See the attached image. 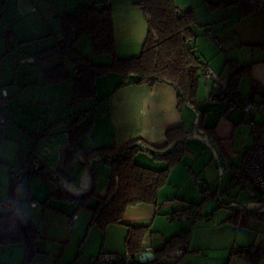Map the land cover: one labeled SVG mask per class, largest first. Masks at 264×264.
Returning <instances> with one entry per match:
<instances>
[{"label":"crops","instance_id":"1","mask_svg":"<svg viewBox=\"0 0 264 264\" xmlns=\"http://www.w3.org/2000/svg\"><path fill=\"white\" fill-rule=\"evenodd\" d=\"M140 1L0 0V88H4L9 96L0 111V162H16L12 143L18 136L29 137L47 129L33 151L34 168L45 165L53 171L60 170L72 179V188L82 190L89 187L90 174L70 145L66 126L73 117L78 118L81 131L87 129L79 139V148L84 153L120 146L139 138L141 147L149 148V151H138L134 160L152 169L166 166L164 159L153 156V153L167 151L166 132L177 127L191 130L180 162L170 169L166 183L158 190L157 203L128 206L121 223L110 224L113 226L105 229L106 241L119 237L125 244L128 226H148L149 233L143 239L142 251H151L156 256L155 251L163 246L165 240L187 230L188 240L181 245L184 253L178 255L176 249L155 264H251L230 257L229 252L233 247H247L264 239V221L245 220L244 211L238 213L235 222L229 218L235 210L243 207L264 210V189L255 192L253 203H244L238 201V197L230 196L233 189H228L224 180H229L230 187L238 185L246 192L250 189L236 184L233 174L243 151L254 143V134L241 110L236 109L223 116V103L212 99L211 93L219 84L227 85L233 69H228L225 63L234 60V69L250 65L249 75L240 80L238 94L246 98L254 90V100L264 104V0H250L260 6L246 16L240 15L236 5H217L219 0H173L176 9L193 12L197 24L193 28L195 35L191 46L200 60L215 73V77L207 82L200 78L205 85L210 82L204 90L212 102L210 113L197 128L191 127L194 116L185 111V106L194 101L180 106L177 93L170 85L123 82L121 75L109 73L96 79L94 98L78 99L71 79L52 84L45 82V70L58 64L72 74L75 65L71 69L66 68L69 59L54 56L41 62L34 60L39 51L61 43L63 32L59 18L80 5L89 4L110 7L116 54L120 57L138 55L150 19L143 12ZM207 29L215 34L218 42L206 34ZM14 49L19 53L15 54ZM75 49L95 64L112 61L108 54H94L92 47L89 49L86 45V39L80 41L79 38ZM14 60L18 66L14 65ZM243 81L248 87L246 96L240 92ZM68 111L74 116L67 115ZM254 119L258 123L264 122V106L259 108ZM193 134L197 135L196 140H192ZM91 161L97 194L102 197L108 187L111 170L98 156ZM18 169L23 167L18 166ZM25 172L26 169L22 170L19 176L22 178ZM193 175L200 178L205 190L197 185ZM213 180H218L219 186L212 191ZM223 182L224 190L220 189ZM20 186L22 188L15 191L14 197L23 203V207L34 209L38 207V201L45 210L66 208L65 205L76 209L79 205L78 202L51 197L58 184L41 174L25 175ZM224 194L229 196L226 200ZM45 200L47 206L42 203ZM90 203H95V199ZM8 204L12 210L13 200H8ZM194 208L200 211L195 220L170 218V214L188 213ZM72 214L76 213L73 211ZM25 218L31 220L39 232L36 223L41 224L42 221ZM76 219H79L78 215ZM55 220V217H50L49 222ZM109 249L115 250V247L110 246ZM258 264H264V259Z\"/></svg>","mask_w":264,"mask_h":264},{"label":"trees","instance_id":"2","mask_svg":"<svg viewBox=\"0 0 264 264\" xmlns=\"http://www.w3.org/2000/svg\"><path fill=\"white\" fill-rule=\"evenodd\" d=\"M139 4L143 12L150 16L148 31L140 53L130 57H120L115 52L112 15L109 6L80 5L75 11L65 13L60 17L63 32L61 43L39 51L34 60L41 62L50 57L65 56L72 60L75 65L74 70L77 69V71L75 73L73 70L70 74L62 64L55 65L45 70V82L52 84L71 79L75 97L87 99L96 96L95 81L98 77L116 73L121 75L123 82L133 81L150 86L156 83L170 85L177 93L180 106L192 103L197 94L201 71L207 67L191 46V39L195 35L193 28L197 24L193 12L191 10L178 12L173 0H141ZM217 5H236L239 7L241 16L252 13L260 6L250 0H219ZM84 35L91 37L92 52L96 55H110L111 63L95 64L75 49L77 40ZM225 66L230 70L233 69L228 78L226 93L239 95L240 80L249 75L250 65L245 64L234 69L235 61L227 60ZM216 91L211 93V98L220 101L216 97ZM254 93L253 90L248 98L254 99ZM67 115L73 117L74 113L68 111ZM66 129L71 147L90 174L89 187L75 190L71 186L72 179L60 170L53 171L45 165L34 168L33 151L39 138L46 133L47 129L41 133L31 134L33 139L31 153L26 162L27 165L22 166L26 172L21 179L32 173L41 174L57 183L58 189L51 194V197L78 202V207L88 208L92 213L91 223L102 229L110 224L121 223L123 213L128 206L138 203H157L158 190L166 183L170 169L180 162L186 149V137L191 131H186L182 127L169 129L166 132L165 148H168L167 151L162 154L153 153L155 158L164 159L166 166L162 169H152L141 166L134 160V155L138 151H149V148L141 147L139 138L128 140L120 146L99 148L84 153L79 148V139L87 129L80 130L77 117L71 119ZM95 156L105 161L111 170L109 184L102 197L97 194L95 186L93 162L91 161ZM13 180H15L14 177L11 178V185L14 184ZM12 188L17 189L18 186ZM14 193L15 191H12L9 196L13 200L14 208L0 213V245L24 244L26 261L33 252V247L36 240L40 238V234L33 222L25 218L22 212L23 203L14 197ZM91 199H95V203L91 204ZM42 203L47 206V200ZM241 211L245 213V220L254 218L264 221V210L245 207L235 210L229 219L235 222ZM20 213L23 215L22 219L19 217ZM148 233V226H128L125 248L126 254L132 256L129 264L158 263L163 257L181 248L189 237L187 230L171 236L165 240L161 248L155 251V259L141 263L135 260V257L142 251L143 239ZM229 256L251 264H258L264 259V239L247 247H233Z\"/></svg>","mask_w":264,"mask_h":264},{"label":"rangeland","instance_id":"3","mask_svg":"<svg viewBox=\"0 0 264 264\" xmlns=\"http://www.w3.org/2000/svg\"><path fill=\"white\" fill-rule=\"evenodd\" d=\"M84 38L86 39V45L90 49L89 36H81L80 41L85 40ZM14 53H19V50L14 49ZM66 59L69 58L66 57ZM69 64L72 65L69 67ZM69 64H67L66 68L71 69L74 63L70 60ZM14 65H19L17 60H14ZM227 70L228 69H226V71ZM246 84L247 83L243 81L241 85L240 92L243 96L247 95L248 87ZM209 86L210 82L205 85V83L201 81L193 104L185 106V111L187 110L186 113L190 112L191 115L194 116V122L191 124V127L197 128V126L203 124L206 114L211 111L210 102H212V99H209L208 93L204 90L205 87L207 89ZM262 106H264V104L260 105V107ZM23 127H25V124ZM196 136L197 135L193 134L192 140H196ZM31 143L32 138L30 135L29 137H25V135L18 136L17 140L12 143L15 150L16 162H11L10 160L0 162V213L10 211L9 209H11V206L9 205L10 203L8 204V200L10 202L11 200L8 198V195L12 191L20 190L23 186V183L21 184L22 186H20V183L23 182L24 178L21 179L19 173L24 169H18V166H24L26 164ZM22 155L24 156L22 157ZM11 167L14 168L13 171H10V169H12ZM12 177L15 178V180H13V185L18 186L17 189L15 188L16 190L13 189L12 187L14 186L10 184ZM224 182L227 183L228 189H233V194H230V196H233V198L238 197V201L253 203L256 199L254 195L250 194V189L246 192L245 189L238 188V185L230 187L229 180H224ZM212 183L213 191V189L219 186V181L213 180ZM224 187H226L225 183L220 186V189L224 190ZM223 196L225 200L229 197L227 194ZM37 203L38 207L34 209L22 207V212L25 216L31 219H40L42 221L41 224L36 223L40 238L36 240L33 252H31L29 258L25 261L24 244L9 243L0 245V264H24L25 262L26 264H92L97 256L104 252L118 254L119 256L126 255L124 239L118 237L116 240L107 242L105 233L107 226L102 229L96 224L91 223L92 213L88 208L80 206L76 209H69V207L65 205L64 207L66 208H46L45 210L43 209L44 206H42L39 201ZM73 211L76 214H72ZM77 215L79 219H76ZM50 217H55L56 220L54 222H49ZM110 246L115 247V250L109 249Z\"/></svg>","mask_w":264,"mask_h":264},{"label":"built area","instance_id":"4","mask_svg":"<svg viewBox=\"0 0 264 264\" xmlns=\"http://www.w3.org/2000/svg\"><path fill=\"white\" fill-rule=\"evenodd\" d=\"M176 10L180 11L179 9ZM206 34L215 42H218L217 37L210 29L206 30ZM76 71L77 69L74 70L75 73ZM214 77L215 73L212 68L207 66L202 69L201 78L204 82ZM216 92V97L223 103V116H227L232 111L239 109L243 112L247 123L252 127L254 143L243 151L241 161L233 174V181L241 186H249L250 194L254 195L256 190L264 189V122L258 123L254 119L259 112L260 103L257 100L241 97L237 94L228 95L226 93V86L223 84L218 85ZM7 101V91L4 88H0V108ZM194 178L197 185L202 190H205V185L200 178L198 176H194ZM199 212L197 208H194L188 213L170 214V218L178 217L180 219L195 220ZM183 253L184 248L177 250L178 255H182ZM131 260L132 256L130 254L120 257L117 254L104 252L97 256L93 264H129Z\"/></svg>","mask_w":264,"mask_h":264},{"label":"water","instance_id":"5","mask_svg":"<svg viewBox=\"0 0 264 264\" xmlns=\"http://www.w3.org/2000/svg\"><path fill=\"white\" fill-rule=\"evenodd\" d=\"M150 18V17H149ZM155 38H157V37H155ZM19 167H21V166H19ZM19 217L22 219L23 218V215L20 213L19 214ZM154 254H153V252H151V251H148V250H144V251H142L140 254H139V256H138V261L139 262H141V263H146V262H150V261H152L153 259H154Z\"/></svg>","mask_w":264,"mask_h":264}]
</instances>
